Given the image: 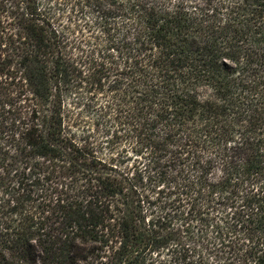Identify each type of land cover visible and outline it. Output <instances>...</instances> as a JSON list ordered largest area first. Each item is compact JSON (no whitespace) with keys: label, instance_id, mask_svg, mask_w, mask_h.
<instances>
[{"label":"trees","instance_id":"1","mask_svg":"<svg viewBox=\"0 0 264 264\" xmlns=\"http://www.w3.org/2000/svg\"><path fill=\"white\" fill-rule=\"evenodd\" d=\"M47 2L0 0V264H264V0ZM68 5L99 34L75 57Z\"/></svg>","mask_w":264,"mask_h":264},{"label":"rangeland","instance_id":"2","mask_svg":"<svg viewBox=\"0 0 264 264\" xmlns=\"http://www.w3.org/2000/svg\"><path fill=\"white\" fill-rule=\"evenodd\" d=\"M55 1L52 0V2H47V5H51V7L55 8ZM42 3V1H41ZM59 9V14H60V19L58 21V24L60 27H64L66 31V35L69 41V50L72 51L74 57L75 56H80L83 53H85L89 48H92L93 44L95 43L96 39L98 38V30L90 24L91 21H93V14L89 13H80L79 8H75L73 11L71 9V6H62ZM55 11V10H54ZM57 12V11H55ZM74 47L72 50L71 47ZM74 95L68 96L66 100L69 101V99H72ZM85 119H83L84 122H81L80 127H78L77 132L79 133V136L81 137V132L87 131L86 133H90L92 136L93 140H95L93 143H97L99 141H103V138L105 137L99 127H96L92 123L93 119V114L92 113H86ZM88 128L89 130H87ZM97 141V142H96ZM97 152V156L101 158H105L109 153V150L105 147V145L95 148ZM113 152L115 161L118 163L119 169L121 171L126 172L129 177L135 176L137 180L139 177L136 176V174L139 173L140 169L144 165L145 161L140 158L139 156H136L134 153H132L128 148H123L119 147L115 149ZM117 152L120 156H117ZM143 179L141 183H137L136 188L138 190V193L140 195V199L142 198V195L147 196V199L149 202L142 203L141 206L143 209L151 210L153 212L158 211L159 207L162 205L161 202H163L166 197V191L163 192V194L160 192L163 190V186L160 185L159 187H153V183L147 179V174L143 173ZM152 203V205H150ZM150 213V212H148ZM147 218L149 217V214L147 215ZM188 221V220H187ZM179 222V221H178ZM174 222V224L179 225L180 223ZM191 223V227H196V223L194 222H189ZM197 228H192L191 231L194 233L196 232ZM168 247H204L200 244H191L187 243L186 245H181V246H168ZM161 257L165 260L170 262L169 259L172 258L171 253L168 252L167 250H163L161 253Z\"/></svg>","mask_w":264,"mask_h":264}]
</instances>
